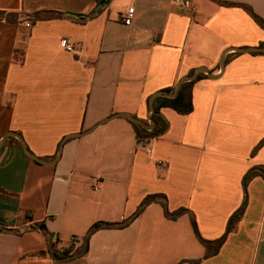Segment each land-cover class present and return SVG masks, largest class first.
<instances>
[{"label": "crops", "instance_id": "0c3cea01", "mask_svg": "<svg viewBox=\"0 0 264 264\" xmlns=\"http://www.w3.org/2000/svg\"><path fill=\"white\" fill-rule=\"evenodd\" d=\"M191 1L0 0V11L18 15L0 19V141L16 132L51 161L66 136L98 125L69 139L55 165L28 157L15 137L0 147V264H264L262 177L217 255L205 258L191 218L205 240L221 238L243 203L244 176L264 166V145L253 154L264 141V53L230 52L220 75L223 53L261 47L264 29L241 7ZM221 1L264 20V0ZM131 7L128 27L121 15ZM63 38L80 52L65 51ZM201 67L219 77L196 81L191 113L161 109L168 129L151 155L131 121L99 125L118 113L151 124L147 100ZM155 194L188 213L172 220L152 203L129 226L95 232L86 254L53 257L82 249L95 223H121Z\"/></svg>", "mask_w": 264, "mask_h": 264}, {"label": "trees", "instance_id": "16d2710c", "mask_svg": "<svg viewBox=\"0 0 264 264\" xmlns=\"http://www.w3.org/2000/svg\"><path fill=\"white\" fill-rule=\"evenodd\" d=\"M218 2L222 6H227V7H241L245 9L249 14L253 17V19L261 26L262 29H264V20L259 17L251 8L244 4H237V3H230V2H224L221 0H213ZM0 19H4L8 22H17L18 20V15L16 14H7L5 12L0 11ZM261 46H264V42L261 44ZM255 55H259L261 53H253ZM193 74V73H191ZM207 75L201 74L199 76V79L202 78H207ZM196 81L193 82H188L186 83L183 88L181 89L180 95L175 98V99H168V98H159L155 102V112L152 115V120L155 122V129L153 132H149L135 124L132 125L135 129L136 132V137L138 141H143L148 138H159L161 135H163L167 129H168V123L167 121L161 116L160 111L162 108H172L175 111H177L179 114L182 115H187L193 111V103H192V89ZM174 89H169V92H172ZM147 106L149 108V99L147 100ZM17 141L16 139H14ZM19 144V142L17 141ZM20 145V144H19ZM264 145V141L261 142L253 151V154H256ZM256 177H262L264 179V166H256L251 168L246 175L243 178L242 186H243V191H244V200L240 208L233 214V216L230 218L226 233L219 239L214 240V241H208L205 240L198 229L197 223L195 221V218L193 215H191L192 218V223L193 227L195 230V233L197 235V238L201 242V244L205 247L206 249V254L205 258H210L215 255H217L224 245V243L227 240L228 235L233 232V230L236 229L238 223L242 220L243 215L247 209L248 206V201H249V194H248V186L250 182L256 178ZM152 203H160L164 210H165V215L172 219V220H177L180 216L183 214L188 213L187 209H179L175 212H170L167 204V197L164 195L160 194H155V195H149L145 198V200L142 202V204L139 206L137 211L128 219L124 220L121 223H106V222H98L95 223L90 230L88 231L87 235L85 236V242L82 247V249L77 250V251H72L71 249L67 250H62L58 251L55 250L53 251V257L57 260H65V259H71L76 256H81L86 254L89 251V243H90V238L91 236L102 229H122L131 224L137 217H139L143 211Z\"/></svg>", "mask_w": 264, "mask_h": 264}, {"label": "water", "instance_id": "95a60500", "mask_svg": "<svg viewBox=\"0 0 264 264\" xmlns=\"http://www.w3.org/2000/svg\"><path fill=\"white\" fill-rule=\"evenodd\" d=\"M230 52H236V53H241V54H253V53H264V46H261V47H252V48H229L227 49L223 55L221 56V59H220V75L224 73L225 71V68H226V57L228 55V53ZM200 74H206L208 75L211 79H217L219 76H215L213 75L210 71H208L205 67H201L199 69H197L193 74L191 75H187V76H184L183 78H181L174 91L173 92H168V91H159L155 94H153L150 99H149V107H150V116H149V120L151 122L150 123H146L138 118H136L135 116L129 114V113H118L116 115H113L111 117H109L108 119H105L104 121H102L101 123H99V125L109 121V120H112V119H115V118H125L129 121H131L133 124L149 131V132H153L154 129H155V122L152 120L151 116L154 114L155 112V102L157 99L159 98H168V99H175L177 98L179 95H180V92H181V89L183 88V86L188 83V82H193V81H197ZM98 126V125H97ZM93 127L85 132H82V133H78V134H73V135H69V136H66L61 145H60V149H59V153L57 155L56 158H54L53 160L51 161H47L43 158H40L38 156H36L33 152H31V150L29 149L25 139L18 133L16 132H9L7 133L6 135L3 136L2 140L0 141V147H2L7 138L9 137H15L19 143L21 144L22 148H23V151L26 153V155L28 157H30L31 159H33L34 161L40 163V164H44V165H55L57 164V162L59 161L60 157H61V154H62V149H63V146L64 144L69 140V139H72V138H79V137H82V136H86L90 133L93 132V130L97 127Z\"/></svg>", "mask_w": 264, "mask_h": 264}, {"label": "built area", "instance_id": "2783aa9c", "mask_svg": "<svg viewBox=\"0 0 264 264\" xmlns=\"http://www.w3.org/2000/svg\"><path fill=\"white\" fill-rule=\"evenodd\" d=\"M173 4L179 8L182 9H190L193 5L191 0H173ZM135 16V9L133 7L129 8L128 11L121 15V19L123 23L130 27L133 23ZM61 46L67 51L68 53H74L78 54L80 52L79 48H76L74 44H72L68 39L63 38L61 40ZM156 138H148L143 141H139V146L146 152V154L151 155L152 153V148H151V143L155 140ZM157 165L161 169H167L168 163L165 161H158ZM79 239L74 238L73 242H77Z\"/></svg>", "mask_w": 264, "mask_h": 264}, {"label": "rangeland", "instance_id": "374dc122", "mask_svg": "<svg viewBox=\"0 0 264 264\" xmlns=\"http://www.w3.org/2000/svg\"><path fill=\"white\" fill-rule=\"evenodd\" d=\"M139 142V141H138Z\"/></svg>", "mask_w": 264, "mask_h": 264}]
</instances>
